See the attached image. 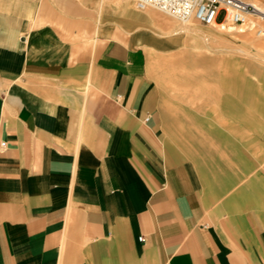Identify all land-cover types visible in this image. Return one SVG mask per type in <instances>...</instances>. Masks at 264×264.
<instances>
[{
	"label": "crops",
	"instance_id": "1",
	"mask_svg": "<svg viewBox=\"0 0 264 264\" xmlns=\"http://www.w3.org/2000/svg\"><path fill=\"white\" fill-rule=\"evenodd\" d=\"M94 4L0 0V264H264V166L185 158Z\"/></svg>",
	"mask_w": 264,
	"mask_h": 264
},
{
	"label": "rangeland",
	"instance_id": "2",
	"mask_svg": "<svg viewBox=\"0 0 264 264\" xmlns=\"http://www.w3.org/2000/svg\"><path fill=\"white\" fill-rule=\"evenodd\" d=\"M148 10L161 15L154 24L130 19L129 25L142 35L140 43L153 85L159 89L168 139L185 158L192 150L196 160L217 159L222 149L227 150L222 153L226 161L220 165H229V159L231 165L264 166V36L230 26L215 29L195 19L182 21L153 7ZM111 11L114 22L124 24L129 19ZM170 23L176 24L173 28L192 24L197 34L157 33ZM196 40L207 48L205 55L190 51ZM252 144L263 152L257 153ZM241 150L242 157L237 152Z\"/></svg>",
	"mask_w": 264,
	"mask_h": 264
},
{
	"label": "built area",
	"instance_id": "3",
	"mask_svg": "<svg viewBox=\"0 0 264 264\" xmlns=\"http://www.w3.org/2000/svg\"><path fill=\"white\" fill-rule=\"evenodd\" d=\"M139 10L156 8L180 20L195 19L205 25H232L264 36V2L250 0H134ZM221 15L223 17L220 19ZM2 147L6 142L1 143ZM144 237H140L143 240Z\"/></svg>",
	"mask_w": 264,
	"mask_h": 264
},
{
	"label": "bare ground",
	"instance_id": "4",
	"mask_svg": "<svg viewBox=\"0 0 264 264\" xmlns=\"http://www.w3.org/2000/svg\"><path fill=\"white\" fill-rule=\"evenodd\" d=\"M250 1H254V2H261L262 0H250ZM94 5H96L99 14L102 16L103 11L105 9H111L114 10L120 14H122L123 16H127L129 17V19L134 20V21H142L143 23H153L159 19V14L155 11L152 10H148L149 8H147L146 10H139L136 6H133L131 0H94ZM135 5V4H134ZM191 20V19H189ZM166 21V20H165ZM164 21V22H165ZM168 21V20H167ZM170 21V20H169ZM182 21H188V20H182ZM163 22V23H164ZM36 23V22H35ZM145 23V24H146ZM167 23V22H165ZM174 25L176 24H168V25H164L163 30L165 31H160L157 33L160 35H165V34H179L180 32H194L195 28L193 27L192 24L189 25H178L175 28ZM230 26V28L232 29L234 26L232 25H227ZM225 26V27H227ZM215 29L219 28L214 26ZM221 28H223L222 26H220ZM224 27V28H225ZM235 28V27H234ZM233 30V29H232ZM230 31V30H229ZM199 32V31H198ZM196 33V32H194ZM97 34V33H96ZM197 34V33H196ZM203 34V33H202ZM205 34V33H204ZM220 34V33H219ZM199 35V33H198ZM207 35V34H206ZM202 36V35H199ZM216 37V36H215ZM142 38V37H141ZM199 38V37H198ZM209 38V36H208ZM188 42V41H187ZM201 42V41H200ZM198 40H196L194 42L195 46H193L192 49H190V51L194 52L193 50L196 51V53L199 56H203L206 54V52L208 51L207 48L203 45V43H200ZM159 58V57H158ZM174 58V57H173ZM260 100V99H259ZM258 100V101H259Z\"/></svg>",
	"mask_w": 264,
	"mask_h": 264
}]
</instances>
